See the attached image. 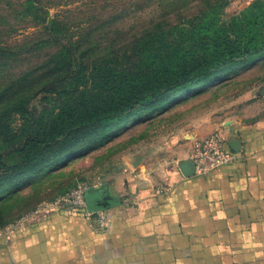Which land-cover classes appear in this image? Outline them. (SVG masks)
Listing matches in <instances>:
<instances>
[{
  "label": "rangeland",
  "instance_id": "374dc122",
  "mask_svg": "<svg viewBox=\"0 0 264 264\" xmlns=\"http://www.w3.org/2000/svg\"><path fill=\"white\" fill-rule=\"evenodd\" d=\"M234 19L241 41L264 38L244 29L264 0H0V233L76 186L116 195L189 161L204 126L264 88V51L155 109L128 112L123 93Z\"/></svg>",
  "mask_w": 264,
  "mask_h": 264
},
{
  "label": "crops",
  "instance_id": "0c3cea01",
  "mask_svg": "<svg viewBox=\"0 0 264 264\" xmlns=\"http://www.w3.org/2000/svg\"><path fill=\"white\" fill-rule=\"evenodd\" d=\"M232 105L198 133L218 131L232 163L196 176L187 161L166 180L91 194L104 228L68 209L21 221L0 233V264H264V88Z\"/></svg>",
  "mask_w": 264,
  "mask_h": 264
},
{
  "label": "trees",
  "instance_id": "16d2710c",
  "mask_svg": "<svg viewBox=\"0 0 264 264\" xmlns=\"http://www.w3.org/2000/svg\"><path fill=\"white\" fill-rule=\"evenodd\" d=\"M241 26V22L234 19L227 25L212 22L208 27H201L197 39L204 41V52L186 58L179 56V60L178 57L173 60L166 55L165 60H173V67L155 73L153 79L146 78L139 86L125 87L123 102L128 112H133L136 106L140 109L146 106L155 109L165 104L169 97L213 81L218 72L230 70L263 52L264 38L257 36L252 40L241 41ZM251 27H257L258 34L264 28V22H248L244 29L250 30ZM0 53L3 54L2 50ZM20 103L11 107L18 109L22 105ZM119 105L117 108H120ZM85 199L91 206V194H87Z\"/></svg>",
  "mask_w": 264,
  "mask_h": 264
},
{
  "label": "built area",
  "instance_id": "2783aa9c",
  "mask_svg": "<svg viewBox=\"0 0 264 264\" xmlns=\"http://www.w3.org/2000/svg\"><path fill=\"white\" fill-rule=\"evenodd\" d=\"M234 160V155L224 151L221 137L218 134H211L193 143L189 162L194 175L209 176L218 168L226 166ZM85 192V187L76 186L58 196L52 202L39 205L22 221L37 218L49 211L68 209L69 211L83 215L88 220L95 216L99 227L104 228L106 225L105 214L88 210Z\"/></svg>",
  "mask_w": 264,
  "mask_h": 264
}]
</instances>
